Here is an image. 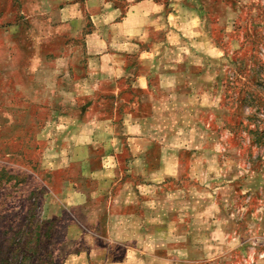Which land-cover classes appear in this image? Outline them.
Wrapping results in <instances>:
<instances>
[{
    "label": "rangeland",
    "instance_id": "1",
    "mask_svg": "<svg viewBox=\"0 0 264 264\" xmlns=\"http://www.w3.org/2000/svg\"><path fill=\"white\" fill-rule=\"evenodd\" d=\"M157 1H179V41L162 47L179 92L142 96L141 139L104 123L87 152L57 117L79 114L76 97L19 76L32 44L1 34L16 20L3 6L0 264H264V0Z\"/></svg>",
    "mask_w": 264,
    "mask_h": 264
},
{
    "label": "crops",
    "instance_id": "2",
    "mask_svg": "<svg viewBox=\"0 0 264 264\" xmlns=\"http://www.w3.org/2000/svg\"><path fill=\"white\" fill-rule=\"evenodd\" d=\"M4 5L13 10L16 20L9 18L1 23L5 27L1 34L15 35L16 42L32 44L21 47L19 76L26 80L29 90L38 93L47 87L53 91L50 94L54 100L56 92L76 97L74 107L79 114L74 119L73 113L68 112L57 117L72 124L63 138L85 146L86 152L88 148L94 149V133L104 123L123 119L124 135L130 140L141 139L145 127L134 110L137 106L152 105L148 99L143 104L142 96L149 97L154 91L179 92L178 83H169L170 79L165 78H178L179 62L169 64L168 53L162 50L165 44L179 41V1L168 4L157 0H0V19L4 18ZM162 33L164 37L169 35L164 38ZM56 43L61 44L59 51L54 48ZM43 75L47 79L44 85L40 81ZM103 91L107 94H100ZM80 97L87 101L80 103ZM102 99L110 110L104 116H90L88 111L97 108ZM54 104L51 112L56 111ZM118 106L133 109L120 118ZM139 153L152 151L147 147ZM181 167L179 163V171ZM159 168L164 170L165 164Z\"/></svg>",
    "mask_w": 264,
    "mask_h": 264
}]
</instances>
